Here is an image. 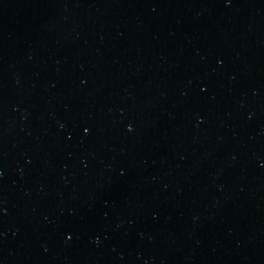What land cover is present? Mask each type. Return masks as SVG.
Masks as SVG:
<instances>
[{
	"label": "water",
	"instance_id": "obj_1",
	"mask_svg": "<svg viewBox=\"0 0 264 264\" xmlns=\"http://www.w3.org/2000/svg\"><path fill=\"white\" fill-rule=\"evenodd\" d=\"M0 264H264V0H0Z\"/></svg>",
	"mask_w": 264,
	"mask_h": 264
}]
</instances>
